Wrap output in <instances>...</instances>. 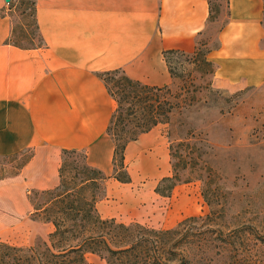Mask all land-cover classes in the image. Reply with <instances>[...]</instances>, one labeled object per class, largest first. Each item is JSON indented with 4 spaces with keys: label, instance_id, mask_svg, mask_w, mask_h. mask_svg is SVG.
<instances>
[{
    "label": "crops",
    "instance_id": "0c3cea01",
    "mask_svg": "<svg viewBox=\"0 0 264 264\" xmlns=\"http://www.w3.org/2000/svg\"><path fill=\"white\" fill-rule=\"evenodd\" d=\"M10 4L0 0V156L34 155L16 178L0 182V199L56 187L64 149L85 150L89 164L111 176L114 144L107 128L116 103L98 74L121 70L149 86L171 85L163 53H192L210 15L207 0H36L43 46L24 50L7 42ZM229 13L220 46L208 55L216 65L213 87L260 88L264 1L230 0ZM155 129L126 153L146 147ZM118 184L129 185L109 180L102 200L113 198Z\"/></svg>",
    "mask_w": 264,
    "mask_h": 264
},
{
    "label": "rangeland",
    "instance_id": "374dc122",
    "mask_svg": "<svg viewBox=\"0 0 264 264\" xmlns=\"http://www.w3.org/2000/svg\"><path fill=\"white\" fill-rule=\"evenodd\" d=\"M32 1L21 0L8 12L14 27L13 40L24 46H42ZM208 1L212 20L196 41L207 59L220 46V35L229 22L230 0ZM262 25L264 28V15ZM262 44L264 47V39ZM171 62L175 76L169 86L174 92L186 87V102L174 113L170 124L154 130L146 147L132 155L126 153L132 183L118 184L114 197L102 200L98 211L100 215L113 214L120 223L155 229H172L185 219L203 217L204 221L195 223V227L215 233L204 234L188 248L192 264H264V86L238 92L218 90L212 83L216 70L213 62L212 67L201 61L191 64L180 55L171 56ZM189 131L202 134L211 149H205V171L186 173L184 178L204 175L211 195H216L212 196V207L203 197L202 181L181 184L170 197L155 192L162 178L172 174L170 141L185 138ZM32 154L34 151L27 150L15 158L0 160V178L4 177L0 182L16 178L14 174ZM37 193L21 189V195L1 198L0 241L28 247L48 239L54 227L50 229L42 219L32 216L30 201H37ZM219 231L232 243L226 250L214 248L221 245L215 240ZM87 259L89 264H107L94 254H88Z\"/></svg>",
    "mask_w": 264,
    "mask_h": 264
},
{
    "label": "trees",
    "instance_id": "16d2710c",
    "mask_svg": "<svg viewBox=\"0 0 264 264\" xmlns=\"http://www.w3.org/2000/svg\"><path fill=\"white\" fill-rule=\"evenodd\" d=\"M19 4L21 0L17 4L11 3L10 10H14ZM208 4L211 21L213 11L210 1ZM31 5L43 46L36 20V0ZM13 35L14 27L7 42L15 47L24 50L42 47L24 46L13 40ZM209 52L206 51L205 55ZM163 55L172 78L175 76L171 62L173 55L183 56L191 64L200 61L208 67L213 64L203 57L198 44L192 53L168 50ZM98 76L116 103L107 128V134L114 144L112 175L108 176L90 165L85 150H62L59 184L52 189L38 191L37 201H30L32 216L52 224L54 230L47 240L28 247L0 241V264H89L88 254L99 256L107 264H192V259L186 253L188 248L200 241L204 234L215 233L212 230L202 232L195 227V223L204 221L203 217L185 219L172 229H155L138 223L127 225L114 218L101 217L97 204L105 194L107 182L111 179L122 184L132 182L126 163L127 146L159 125L170 124L174 113L186 102L187 90L184 86L179 92L172 91L169 85L149 86L129 78L121 70L102 72ZM193 100L194 97L191 101ZM206 148L211 149L208 140L194 131H189L185 138L171 140L169 152L172 174L159 182L155 192L160 196L170 197L177 186L202 181L203 197L212 207V196L216 195H211L210 183L204 175L199 173L195 180L184 178L186 173L205 171V157L208 154ZM24 152L0 156V160L15 158ZM32 157L33 154L20 167L19 173L14 175H19ZM3 179L4 177L0 178L1 181ZM227 237L229 236L219 231L215 240L221 245L214 248L226 250L227 246L232 245Z\"/></svg>",
    "mask_w": 264,
    "mask_h": 264
},
{
    "label": "water",
    "instance_id": "95a60500",
    "mask_svg": "<svg viewBox=\"0 0 264 264\" xmlns=\"http://www.w3.org/2000/svg\"><path fill=\"white\" fill-rule=\"evenodd\" d=\"M5 2H6L7 4H10L11 0H5Z\"/></svg>",
    "mask_w": 264,
    "mask_h": 264
}]
</instances>
